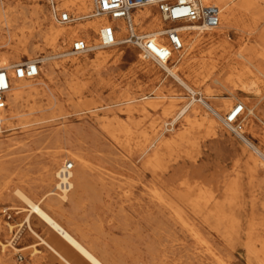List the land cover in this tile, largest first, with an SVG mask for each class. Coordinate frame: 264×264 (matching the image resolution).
<instances>
[{"label": "rangeland", "instance_id": "obj_1", "mask_svg": "<svg viewBox=\"0 0 264 264\" xmlns=\"http://www.w3.org/2000/svg\"><path fill=\"white\" fill-rule=\"evenodd\" d=\"M88 2L86 13L91 15L94 4L93 0ZM61 3L54 1L56 9L68 11L74 19L66 25L55 20L49 0H0L6 12L19 18L15 30L28 39L27 50L12 63L34 60L40 66L39 75L30 79L32 94L24 96L17 107L19 116L0 130V264H35L34 259L29 263L30 251L18 252L8 246L3 249L2 244L7 245L17 230V249L35 241L23 224L27 212L22 208L26 205L14 190L18 188L36 200L42 193L39 183L44 167L55 153L62 155L60 165L72 162L71 156H82L87 164L89 181L82 190L68 193V201L62 202L66 214L60 220L106 264H260L246 250L251 229L254 239L264 237L260 157L224 125V129L209 126L213 116L205 107L200 121L204 124L196 134L194 148L188 150V134L176 143L174 139L183 126L180 121L171 125L172 115L189 100V92L160 66L139 58V50L127 43L70 55L73 41L94 45V37L81 34L52 42L44 35L47 19L60 28L76 27L98 17L79 19V13ZM37 8L43 10L41 15L35 14ZM152 11L159 14L155 7ZM260 14L258 9L241 10L239 25H249ZM261 21L259 27L264 28ZM226 35L235 47L233 52L220 48L225 37L213 38L187 59L179 75L189 85L210 88L213 102L225 97L234 104L248 103L253 95L238 92L234 97L207 77L202 67L203 62L217 63L215 76H228L224 63L243 43V33L233 30ZM95 38L100 39V33L96 32ZM247 45L263 51L264 39L252 36ZM102 51L109 55L105 60L97 56ZM208 51L213 54L204 56ZM252 80V76L245 79L246 83ZM129 98L134 99L131 110L126 102ZM142 104L146 112L139 110ZM171 107L174 110L168 112ZM30 111L33 114L28 116ZM245 112L239 119L241 134L259 146L264 139V105L256 112L261 121L248 115L247 109ZM108 121L122 124L128 137L112 138L104 130ZM156 131L163 134V141L173 143H154ZM149 158L156 165H148ZM186 177L201 182L197 184V202L213 207V215L208 209L196 213L175 194V189L185 192L179 183ZM56 185L57 177L52 187ZM32 217L31 224L40 234L49 241L55 238ZM64 248L73 262L87 264L74 250ZM39 249L44 253L40 264H56L46 248Z\"/></svg>", "mask_w": 264, "mask_h": 264}, {"label": "bare ground", "instance_id": "obj_2", "mask_svg": "<svg viewBox=\"0 0 264 264\" xmlns=\"http://www.w3.org/2000/svg\"><path fill=\"white\" fill-rule=\"evenodd\" d=\"M34 1L39 2L42 0ZM49 1L50 3H54L55 0ZM57 1L62 2L61 5L64 8H67L69 11L75 10L77 13H79V19L93 16L92 14L88 15L86 13L90 8L88 0ZM203 1L206 4H213L220 8L221 18L219 26L202 32L200 30L197 31L196 25H179L177 28L183 36V50L177 53L178 55L175 54L169 63L160 66L162 70L166 71L168 75L175 79V81L179 85L184 87L190 94L189 100L180 108H178L177 111L172 115L171 122V125H173L180 121L181 125L183 126L182 132L177 134L174 139L176 143L178 142V140H180V138L184 136V134H188L191 136V140L188 141L187 145L189 151L194 148L196 142V134L204 124V121L202 123L200 122L203 118L201 116H205V114H202L203 107L210 111L213 116L212 118L210 117V122H208L209 126L216 125L221 129H224L222 128V125H224L229 130L233 129L231 125L227 124L226 117L229 112L234 109L237 103L234 104L232 100H228V98L225 97H222L220 102L218 103L213 102L211 99L213 95L210 88L207 87L205 89H202L200 85H189L188 82L179 75L180 68L184 66V64L187 62V59L193 56L198 51L202 50L204 44L207 41H211V39L213 38L225 37L226 39L224 38L220 48L225 53H230L234 51L235 47L229 41L226 33L233 30H239L243 33V43L224 63V69H227L229 71L228 76L225 79H221L220 76H215L218 67L217 63H212L211 65H209L208 62H203L202 67L203 70L208 74L207 77H210L213 82L219 83V85L225 90L227 89L231 91V93L234 94V97H236L235 95L238 92H243L248 96H254V99H250L248 103L246 101L242 102L245 107V111L246 109L248 110V115H252L253 117L261 121L256 112L261 111L262 105H264V50L260 51L251 49L247 45V42L252 36H255V39H264V28L259 27L260 23L262 22L261 20H264V6H262V4H264V0ZM152 8V6H144L133 12V25L135 27V30L139 31V34L141 35L161 33L165 30L164 26L166 25V23L161 19L159 14H156L152 11ZM253 9H258L261 14L258 15L254 20H252L249 25L241 27L239 25L242 18V16L240 15V11H249ZM42 13L43 10L40 8H37L35 10L36 15H41ZM18 19L19 18L17 16H12L8 12H6L3 7L0 6V69H7L11 76V87L7 95V107L0 112V130L2 126L12 122L19 116L17 113V107L20 101L24 96L31 95L34 89L33 83L29 78L16 79L13 76V67L15 65L22 64V61H16V63H12V60H16L22 52L27 50L28 46V39L22 36V31L20 32L15 30V25L18 22ZM47 21L48 23L46 25L44 35L48 36V39L52 42H56L58 39L65 40L66 38L70 39L78 37L82 34L84 37H94V45H90L89 41H87V43L91 47L93 46L98 50H101L103 48L99 47L100 39L95 38L96 32L100 33V30L104 25L108 24L112 27H116V44L114 46L125 43L126 37H124V35L128 33L124 21L120 19H112V21H110L107 16L98 17L93 21L78 25L76 27L59 28L51 20L47 19ZM159 41L165 42L166 39L164 36H162L159 38ZM212 54L213 51H208L206 54H204V56H210ZM97 56L99 58H102L103 60L109 57V55H105L104 51L98 52ZM176 56V65L171 67L170 65L174 62L173 59ZM43 61H46V58H44ZM74 62L77 63L78 59H76ZM247 76L253 77L251 83H246L245 79L247 78ZM126 102L130 105L129 110H131V105L134 104V99L129 98L126 100ZM149 104L153 105L152 102H150ZM172 108L173 107L168 108L167 111L172 112L174 110H172ZM139 110L146 112V107L142 104L140 105ZM226 110L227 113L223 114V112ZM39 111L41 112L42 110ZM245 111L243 112L242 116L246 113ZM32 114L33 111L27 113L28 116ZM33 120L37 121L39 119L34 118ZM104 124V130L115 140L118 139L119 135L128 137V131L119 122L108 121V123ZM239 136L241 140L247 146L251 147L260 157L261 160H257V164L263 166L264 170V139H261L259 146H255L241 133L239 134ZM162 137L163 134L156 131L154 136V143L159 142V144L163 143L164 145H170L171 143H173L172 141H163ZM126 142H128V140H126ZM71 160L73 163L71 183L72 189H75V191H79L82 190L85 184L89 181L87 164L82 156H71ZM61 161L62 155L60 153H55L50 157V163L46 167H44V173L39 183V187L41 188L42 193L36 200H33L30 196H28L18 188L14 190L19 199L26 205L22 208L27 212L24 217L23 224L26 225L28 234L35 241L23 247L22 249H17L15 247V240L17 236H19L20 232V230H17L12 234V236H10L8 244H2V247L3 249H5L8 246L18 252L30 251L29 256L31 257V259H28L29 263L34 259L35 264H40L44 259V253L39 249V247L46 248L49 255L53 258V260L56 261V264H77L73 262V259L69 256L64 247L74 250V252L78 254L79 258L84 260L87 264H106L91 246L79 239L60 220V218L64 217V215L66 214L62 202L68 201L69 199V192L56 193V186L52 187L54 180L56 179L57 171L65 164L64 163L63 165H60ZM147 164L151 166L156 165L155 161L150 158L147 160ZM198 183L201 182L194 181L191 179V177H186L179 183V188H185V192L182 193L177 189H175L174 192L175 194L177 193L182 200L186 201L187 205L196 213H201L205 209H208V214L213 215V213L215 212L213 210V207L209 209L208 205H200L197 202L200 196L197 193ZM76 195H78V192L76 193ZM32 216H35L37 219H39L41 224L46 229L52 231L53 234L56 235L55 238L49 241L44 237L45 235L43 236L42 234H40L31 224ZM23 224H19V226L22 227ZM8 225L9 231H12L13 226L10 224ZM260 225L262 224L260 223L256 226ZM253 226L255 225L253 224ZM252 233L253 230L251 229V231L249 232L248 240L246 242L247 253L256 258L260 264H264V259L262 260L261 258V253L264 252V237L260 239H254ZM3 263L11 264L8 261H3Z\"/></svg>", "mask_w": 264, "mask_h": 264}, {"label": "built area", "instance_id": "obj_3", "mask_svg": "<svg viewBox=\"0 0 264 264\" xmlns=\"http://www.w3.org/2000/svg\"><path fill=\"white\" fill-rule=\"evenodd\" d=\"M94 10L92 17L107 16L111 19L124 21L127 28L125 43L139 50V57L144 61L154 62L158 66L169 63L175 54L183 50V36L178 30V24L196 25L197 31H206L216 28L220 24L221 10L213 4H206L203 0H93ZM144 6L157 8L161 19L166 23L164 31L154 34H139L133 25V12ZM55 20L66 25L74 19L66 11H58L51 3ZM164 36L166 41L160 42ZM116 44V27L104 25L100 30V48H107ZM96 50L85 40H75L70 47V55L80 56ZM16 79L35 78L39 75V64L36 61L15 65L12 69ZM11 87V76L7 69H0V112L7 107V95ZM245 111L242 103H237L226 117L227 124L233 127L232 131L240 134L242 125L240 117ZM73 163L67 161L57 171L58 192H70L72 189Z\"/></svg>", "mask_w": 264, "mask_h": 264}]
</instances>
